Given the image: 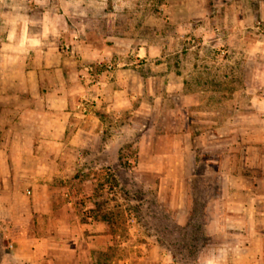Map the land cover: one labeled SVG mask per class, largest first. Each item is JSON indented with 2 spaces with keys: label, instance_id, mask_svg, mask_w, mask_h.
<instances>
[{
  "label": "crops",
  "instance_id": "0c3cea01",
  "mask_svg": "<svg viewBox=\"0 0 264 264\" xmlns=\"http://www.w3.org/2000/svg\"><path fill=\"white\" fill-rule=\"evenodd\" d=\"M176 2L164 20L128 0H0V264H100L116 245L129 254L110 264H181L134 212L122 234L93 209L112 195L96 173L126 155L154 176L137 181L148 220L200 223L194 264H264V80L243 103L163 63L184 55L163 53L183 36Z\"/></svg>",
  "mask_w": 264,
  "mask_h": 264
},
{
  "label": "rangeland",
  "instance_id": "374dc122",
  "mask_svg": "<svg viewBox=\"0 0 264 264\" xmlns=\"http://www.w3.org/2000/svg\"><path fill=\"white\" fill-rule=\"evenodd\" d=\"M129 4L148 10H156L162 19H168L166 11L170 3L184 1L190 5L188 12L182 10L177 17L182 24L179 25V33L183 34L181 40L174 44H166L163 53L178 51L184 54L181 59L176 54L166 56L163 63L178 64L180 69H196L197 77L193 81L201 80L209 85L220 84V92L226 99L233 98V88L239 90L242 102L247 101V93L244 91L246 83L254 85L264 80V0H128ZM154 15L153 12L145 14ZM188 16V18L186 17ZM151 24L158 23L157 19H149ZM187 21V25L185 22ZM169 32V28H166ZM153 32L146 29L147 38L154 41ZM166 35L165 37H167ZM164 39V38H163ZM162 38L159 41H164ZM153 45V43H152ZM157 46V43L155 44ZM167 51V52H166ZM180 55V54H179ZM188 55V57H187ZM179 60V62H177ZM167 63V65H168ZM169 65V66H170ZM169 66H162L166 69ZM228 110V108L226 109ZM127 156V155H126ZM124 156L122 162L125 170L111 172H97L99 179L109 181L110 192L107 196L104 192L94 193L96 205L93 209L97 214L109 220L113 230L124 234L125 231L136 223L128 222L127 212L132 211L135 217H139L143 227H156L164 232L160 240L169 247L171 253L181 264H194L198 256V249L206 242V237L200 232V223L186 230L178 228L176 231L170 228L163 219H159V208L155 205V194L151 189L145 190L137 183L138 179L152 181L151 173L133 170V162L130 157ZM202 165L200 166V169ZM197 195L204 192L203 180L197 178ZM121 184V186L119 185ZM147 197L149 205L143 208L140 199ZM126 198L129 201L123 200ZM133 199V200H132ZM202 206L197 205L196 211L201 213ZM157 215V221L147 218L148 212ZM173 231L174 234L170 232ZM189 232V233H188ZM144 237H136L135 241H144ZM129 254L128 246H113L107 252H94V258L100 264H110V260Z\"/></svg>",
  "mask_w": 264,
  "mask_h": 264
},
{
  "label": "built area",
  "instance_id": "2783aa9c",
  "mask_svg": "<svg viewBox=\"0 0 264 264\" xmlns=\"http://www.w3.org/2000/svg\"><path fill=\"white\" fill-rule=\"evenodd\" d=\"M67 48H68V47H67ZM88 70H89V71H91V70H92V68H88Z\"/></svg>",
  "mask_w": 264,
  "mask_h": 264
},
{
  "label": "trees",
  "instance_id": "16d2710c",
  "mask_svg": "<svg viewBox=\"0 0 264 264\" xmlns=\"http://www.w3.org/2000/svg\"><path fill=\"white\" fill-rule=\"evenodd\" d=\"M106 264H108V263H106Z\"/></svg>",
  "mask_w": 264,
  "mask_h": 264
}]
</instances>
